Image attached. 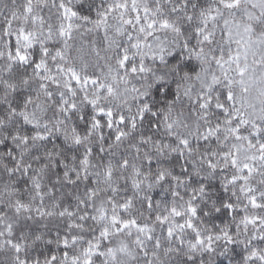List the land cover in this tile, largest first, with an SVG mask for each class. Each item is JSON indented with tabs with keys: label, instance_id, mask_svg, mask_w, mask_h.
I'll use <instances>...</instances> for the list:
<instances>
[{
	"label": "snow or ice",
	"instance_id": "snow-or-ice-1",
	"mask_svg": "<svg viewBox=\"0 0 264 264\" xmlns=\"http://www.w3.org/2000/svg\"><path fill=\"white\" fill-rule=\"evenodd\" d=\"M0 264H264V0H0Z\"/></svg>",
	"mask_w": 264,
	"mask_h": 264
}]
</instances>
